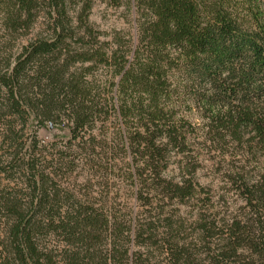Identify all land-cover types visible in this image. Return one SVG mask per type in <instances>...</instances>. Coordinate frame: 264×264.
Wrapping results in <instances>:
<instances>
[{"label":"trees","instance_id":"1","mask_svg":"<svg viewBox=\"0 0 264 264\" xmlns=\"http://www.w3.org/2000/svg\"><path fill=\"white\" fill-rule=\"evenodd\" d=\"M124 2L138 23L135 41L101 39L89 22L92 0H0V125L3 142L14 148L0 163V264L193 262L178 241L164 242L166 257L152 256L151 221L142 223L132 208L119 214L90 180L72 184L75 159L40 145L36 131L24 140L29 122L66 124L70 142L90 155L92 129L111 112L124 126L116 135L125 153L142 143L146 155L162 161L163 147L184 143L181 121L173 119L175 96L198 111L213 143L229 139L252 158L264 156L263 1ZM100 70L102 78L93 76ZM2 177L14 185L2 186ZM237 178L255 218L225 225L223 245L213 255L208 250L207 264H264V174L251 185L243 174ZM160 188L180 201L188 197L178 184ZM150 192L137 189L134 198L152 206Z\"/></svg>","mask_w":264,"mask_h":264},{"label":"rangeland","instance_id":"2","mask_svg":"<svg viewBox=\"0 0 264 264\" xmlns=\"http://www.w3.org/2000/svg\"><path fill=\"white\" fill-rule=\"evenodd\" d=\"M119 1L121 3L115 6L108 0H92L89 22L103 34L100 38L105 41H110L115 34L126 41L130 37L135 41L138 23L133 22L124 0ZM36 32L37 28H34L29 35L19 36L12 50L26 43ZM93 76L100 79L103 73L100 70ZM171 99L174 105L173 119L181 121L178 129L184 143L163 147L162 161L146 155L142 143L134 144L131 152L125 153L116 135L124 126L114 120L111 112L106 120L98 121L92 129L95 142L90 155L79 151L76 141L70 142L66 124L60 128L37 127L29 122L22 133L25 134L24 140H27L36 131L40 145H54V152L57 149L70 153L68 159H75L76 165L71 175L72 184L82 185L90 180L92 191L107 192L109 203H114L119 214L126 213V208H132L135 213L141 214L142 223L151 221L156 237L150 241L152 246L149 249L156 259L167 256V250L162 253L161 247L168 240L170 243H184L188 253L193 254L192 264H207L208 250L213 255L223 245L221 239L226 236L225 225L232 221L252 224L254 211L239 191L237 175L243 174L250 185L257 183L264 174V156L254 155L256 159H253L229 139L225 144L213 143L206 136L207 128L198 111L177 102L175 96ZM3 129L0 125V163L5 164L14 148H10L8 142H3ZM130 131H133V127ZM28 144L29 141L23 152ZM68 146H71L69 150ZM150 172L155 175L153 182ZM129 175H132V179ZM140 175H143L145 182L139 180ZM2 178V186L14 185V182L7 184L8 178ZM164 182L184 187L188 197L180 201L176 194L162 192L160 187ZM137 189L151 191L148 199H151L152 206H143L144 201L135 200L134 192ZM240 264L249 262L241 260Z\"/></svg>","mask_w":264,"mask_h":264}]
</instances>
